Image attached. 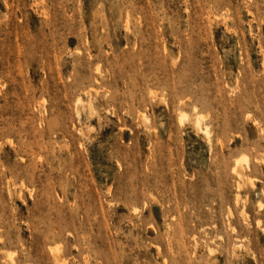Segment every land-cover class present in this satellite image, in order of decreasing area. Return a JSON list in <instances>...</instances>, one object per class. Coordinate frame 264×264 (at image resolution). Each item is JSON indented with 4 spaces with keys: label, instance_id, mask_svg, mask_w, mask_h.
<instances>
[{
    "label": "rangeland",
    "instance_id": "1",
    "mask_svg": "<svg viewBox=\"0 0 264 264\" xmlns=\"http://www.w3.org/2000/svg\"><path fill=\"white\" fill-rule=\"evenodd\" d=\"M0 264H264V0H0Z\"/></svg>",
    "mask_w": 264,
    "mask_h": 264
},
{
    "label": "bare ground",
    "instance_id": "2",
    "mask_svg": "<svg viewBox=\"0 0 264 264\" xmlns=\"http://www.w3.org/2000/svg\"><path fill=\"white\" fill-rule=\"evenodd\" d=\"M187 117V116H186ZM185 119V118H184ZM199 122V121H198ZM200 123V122H199ZM199 123H198V125H199ZM200 128V127H199ZM245 158H247V157H245ZM243 160H246V159H244L243 158ZM241 161H242V159H241ZM248 161V160H247ZM240 166V165H239ZM242 166V165H241ZM242 168V167H241ZM135 216V215H134ZM9 259V258H8ZM14 262V261H13Z\"/></svg>",
    "mask_w": 264,
    "mask_h": 264
}]
</instances>
